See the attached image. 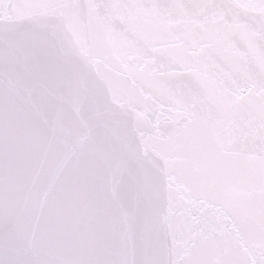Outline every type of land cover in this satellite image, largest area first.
I'll return each mask as SVG.
<instances>
[{"label": "snow or ice", "instance_id": "6c2138e0", "mask_svg": "<svg viewBox=\"0 0 264 264\" xmlns=\"http://www.w3.org/2000/svg\"><path fill=\"white\" fill-rule=\"evenodd\" d=\"M215 7L0 0V58L26 77L0 98V264L82 205L130 245L113 264H264V25Z\"/></svg>", "mask_w": 264, "mask_h": 264}, {"label": "water", "instance_id": "95a60500", "mask_svg": "<svg viewBox=\"0 0 264 264\" xmlns=\"http://www.w3.org/2000/svg\"><path fill=\"white\" fill-rule=\"evenodd\" d=\"M21 4H47L55 0H19ZM216 7L212 10L218 25H231L238 31L256 30L259 33L264 25V8L255 6L258 0H209ZM251 5V6H249ZM31 9H21L22 12ZM259 39V36L256 37ZM13 81V94L22 98L25 95L26 77L19 65L6 68L0 58V98L5 92V73ZM2 107V105H0ZM113 233V224L102 207L85 206L68 209L62 221L46 236L20 238L18 248L9 253L13 260L21 264H113L115 259L121 262L130 251L121 248L119 256L109 247ZM4 253V242L0 234V257Z\"/></svg>", "mask_w": 264, "mask_h": 264}, {"label": "clouds", "instance_id": "9594fccd", "mask_svg": "<svg viewBox=\"0 0 264 264\" xmlns=\"http://www.w3.org/2000/svg\"><path fill=\"white\" fill-rule=\"evenodd\" d=\"M103 194L104 195H107L106 192H104ZM124 207H128V206L125 205ZM138 213H139V208L133 206L132 207V214L129 217V224H128V227L129 228L135 227V224H136V216L138 215Z\"/></svg>", "mask_w": 264, "mask_h": 264}]
</instances>
